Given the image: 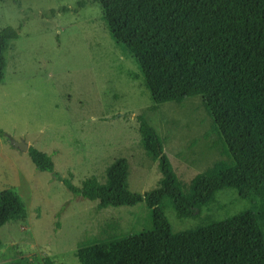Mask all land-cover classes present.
I'll return each mask as SVG.
<instances>
[{
  "label": "rangeland",
  "instance_id": "1",
  "mask_svg": "<svg viewBox=\"0 0 264 264\" xmlns=\"http://www.w3.org/2000/svg\"><path fill=\"white\" fill-rule=\"evenodd\" d=\"M19 28L9 43L0 83V191L14 190L24 220L0 218V264H80L76 251L152 227L144 202L101 209L72 195L52 174L37 171L24 142L51 157L54 171L80 186L106 181L107 167L128 161V188L143 194L160 187L158 161L141 146L137 116L159 136L184 193L193 179L229 162L200 97L155 104L134 57L107 28L92 0H0V30ZM232 189L219 191L191 218H178L169 198L161 208L173 233L220 221L252 208ZM264 232V225L259 221Z\"/></svg>",
  "mask_w": 264,
  "mask_h": 264
},
{
  "label": "trees",
  "instance_id": "2",
  "mask_svg": "<svg viewBox=\"0 0 264 264\" xmlns=\"http://www.w3.org/2000/svg\"><path fill=\"white\" fill-rule=\"evenodd\" d=\"M108 30L134 57L155 104L200 97L229 162L196 176L184 193L155 129L137 116L141 146L158 161L160 187L143 194L128 188V161L106 169V181L90 177L80 186L54 171L47 154L30 147L35 169L52 174L74 196L98 207L144 202L148 231L89 243L76 251L80 264H264V0H92ZM19 28L0 30V83L6 52ZM224 189L240 199L259 198L252 208L220 221L173 233L161 202L169 198L187 219ZM26 206L12 189L0 191V218L24 220ZM2 223H0L1 226ZM31 264V263H28ZM44 264H53L45 259Z\"/></svg>",
  "mask_w": 264,
  "mask_h": 264
},
{
  "label": "water",
  "instance_id": "3",
  "mask_svg": "<svg viewBox=\"0 0 264 264\" xmlns=\"http://www.w3.org/2000/svg\"><path fill=\"white\" fill-rule=\"evenodd\" d=\"M11 143L13 144V146L15 148H17L20 151H24V152H27L28 151V145L25 144L24 142L11 141Z\"/></svg>",
  "mask_w": 264,
  "mask_h": 264
}]
</instances>
